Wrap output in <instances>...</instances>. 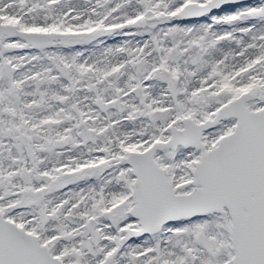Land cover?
Listing matches in <instances>:
<instances>
[{
  "label": "rangeland",
  "instance_id": "1",
  "mask_svg": "<svg viewBox=\"0 0 264 264\" xmlns=\"http://www.w3.org/2000/svg\"><path fill=\"white\" fill-rule=\"evenodd\" d=\"M208 1L97 0L93 16L85 10L73 23L63 10L82 0H0V24L58 35L31 45L0 34V213L63 263L231 264L226 210L125 238L126 229L139 227L127 212L130 151L167 139L184 117L213 118L241 93L251 94L247 109L264 106V0L221 2L191 20L179 17L184 5ZM70 33L83 39L64 41ZM110 34L124 36L96 44ZM95 97L117 98L122 109L101 110ZM81 123L99 137L82 143ZM234 124L221 118L203 130L201 148L156 150L175 192L193 187L194 161Z\"/></svg>",
  "mask_w": 264,
  "mask_h": 264
},
{
  "label": "water",
  "instance_id": "2",
  "mask_svg": "<svg viewBox=\"0 0 264 264\" xmlns=\"http://www.w3.org/2000/svg\"><path fill=\"white\" fill-rule=\"evenodd\" d=\"M237 4L245 0H210L203 4H187L179 11L183 20L196 18L203 12L213 11L222 2ZM224 6V5H223ZM0 34L19 37L31 45H48L57 38L55 32L25 31L13 25L0 24ZM72 42L83 39L70 33L63 37ZM251 96L241 93L222 104L211 119L194 122L182 119V127H171L165 140L153 141L141 151H130L125 157L134 175L130 191L131 205L127 212L136 218L138 228H128L125 238L132 239L157 230L163 224L207 213L227 211L230 219L231 264H264V106L249 110L245 101ZM264 101V91L258 95ZM96 106L122 109L117 98L102 101L95 97ZM234 117L233 129L223 134L216 145L202 150L194 161L193 187L188 192L174 191L164 169L154 160L156 150L167 147L201 148L203 130L212 128L219 119ZM82 143L95 141L99 135L80 124L77 131ZM64 218L77 224L79 218L65 213ZM81 245L94 255V245L85 237ZM0 264H65L52 255L37 237L23 230L0 213Z\"/></svg>",
  "mask_w": 264,
  "mask_h": 264
},
{
  "label": "bare ground",
  "instance_id": "3",
  "mask_svg": "<svg viewBox=\"0 0 264 264\" xmlns=\"http://www.w3.org/2000/svg\"><path fill=\"white\" fill-rule=\"evenodd\" d=\"M82 2L84 3V6H75V5H69L67 6L64 10H63V16L65 18V21L68 20V21H71L73 23H76L78 22L82 12H84L85 10H90V14L91 16L94 15V11L98 10V5H99V2H97V0H82ZM163 10H165L166 8L164 7H161ZM213 19L212 18H208L206 19V22L207 21H212ZM214 21V20H213ZM215 22V21H214ZM157 23L159 24H162L164 22L161 23V21H158ZM214 28V27H213ZM218 28V25L217 27ZM125 29L127 32L130 28H123ZM122 29V30H123ZM120 31V30H119ZM114 32V31H113ZM130 34V33H129ZM134 34V33H133ZM124 36V34H121V35H118V34H110L108 35L107 37H101L99 36L98 39H97V42L96 44L97 45H106V44H110V42H115V41H118V38ZM135 36V35H134ZM140 36V35H139ZM146 36V35H145ZM144 36V37H145ZM138 37V36H137ZM142 37V36H141ZM116 43V42H115ZM143 43V42H142ZM108 47V46H107ZM114 47V46H113ZM109 48V47H108ZM105 50V49H104ZM86 53V52H85ZM119 123V122H118Z\"/></svg>",
  "mask_w": 264,
  "mask_h": 264
}]
</instances>
